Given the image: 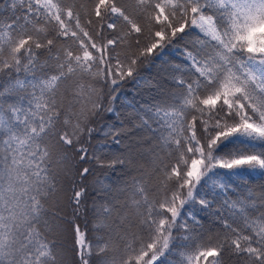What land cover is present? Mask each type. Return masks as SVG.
<instances>
[{
    "label": "snow or ice",
    "instance_id": "snow-or-ice-1",
    "mask_svg": "<svg viewBox=\"0 0 264 264\" xmlns=\"http://www.w3.org/2000/svg\"><path fill=\"white\" fill-rule=\"evenodd\" d=\"M8 11L0 20V264H65L45 235L61 172L72 219L51 216L58 232L72 226L78 264H264V184L228 197L234 177L264 180V0H0ZM168 56L180 61L170 64L175 88L139 109L133 125L156 138L151 170L133 165L131 146L90 149V119L114 114L122 86ZM131 131L103 134L119 147ZM69 151L75 172L60 167ZM92 162L136 174L116 188L88 184L92 169L83 165ZM205 214L217 227L203 229Z\"/></svg>",
    "mask_w": 264,
    "mask_h": 264
},
{
    "label": "trees",
    "instance_id": "trees-1",
    "mask_svg": "<svg viewBox=\"0 0 264 264\" xmlns=\"http://www.w3.org/2000/svg\"><path fill=\"white\" fill-rule=\"evenodd\" d=\"M24 5L18 3L17 5V15L23 14ZM11 15V12L0 13V20L7 22V18ZM166 59L169 63H164L163 61L157 60L151 66L145 67L141 70L140 76L144 77L139 83L134 81H128L122 86V91L117 96L115 104V113L102 112L95 118L90 119V126L97 129L93 133L91 145L88 147L91 149L95 147L97 142H107L110 145L109 151L126 152L128 146H131V151L133 153V165L135 167H143L145 170H151V149L157 143L156 138L152 133L139 131L133 127L134 124L139 123V118L137 112L142 107H147L155 104L162 100L165 94L175 88V84L171 80L172 69L170 64L180 63L175 56H168ZM99 86V85H98ZM129 105H132L130 107ZM107 126H114L117 129H131V132L124 134L119 137L121 139V144L119 147L112 144V138L106 137L103 133L107 130ZM154 127L156 125H153ZM63 168H70L73 172L77 171L80 165L78 164V155L73 152H68V159L63 162L60 166ZM83 167H89L92 169V174L89 175L85 183L95 184L97 181H102L104 184L116 188L119 182L129 179L132 175L136 173L129 169H124L117 167L115 170L101 168L95 164V162L84 164ZM58 179L60 183L58 188L60 191L57 197L51 200L48 205L50 209V230L45 232V235L49 240L56 242L57 246L63 250L65 253V264H78L76 252H75V236L72 231V226L65 223V231L58 232L55 227V217L51 216V213H59L68 219H72V209L68 204L67 196L71 195L69 182L66 177L63 176L62 172L58 174ZM234 183L232 187L235 192L230 191L228 197L232 199H237V194L243 195L248 190L259 193L262 191L261 185L264 184V180L256 176H246L243 178L234 177ZM116 181L117 183H113ZM153 183L155 179L153 178ZM98 187V185H97ZM207 215V214H205ZM203 224V229L205 231L214 229L217 227L213 224L212 216L204 215L199 217ZM91 221V217H88ZM63 223V222H62ZM76 223L80 224L81 229L89 232V238L91 236L90 228L91 224L85 223L83 218L77 219ZM43 231V229H42ZM225 264H240L236 258H225Z\"/></svg>",
    "mask_w": 264,
    "mask_h": 264
}]
</instances>
